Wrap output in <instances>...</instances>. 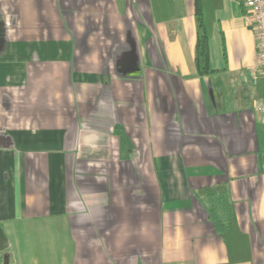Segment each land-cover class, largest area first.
Segmentation results:
<instances>
[{"label":"crops","instance_id":"crops-1","mask_svg":"<svg viewBox=\"0 0 264 264\" xmlns=\"http://www.w3.org/2000/svg\"><path fill=\"white\" fill-rule=\"evenodd\" d=\"M199 1L207 75L196 0H0V264H264L256 35Z\"/></svg>","mask_w":264,"mask_h":264},{"label":"trees","instance_id":"trees-1","mask_svg":"<svg viewBox=\"0 0 264 264\" xmlns=\"http://www.w3.org/2000/svg\"><path fill=\"white\" fill-rule=\"evenodd\" d=\"M196 17H197V28H198V40L196 47V68L197 73L200 75L211 74L214 68L211 64L210 58V38H211V28L213 17L207 10L203 9L199 0H196ZM259 83V82H258ZM264 83V81H263ZM197 194H203L206 200L210 202L209 211L211 214L217 215L218 213V202L217 199L220 197L221 200L225 194L224 188L222 186L217 187H204ZM226 209L228 208L226 205ZM224 208L225 212L227 211ZM215 213V214H214ZM224 214V213H222ZM228 211L226 212V215ZM8 247V237L2 225H0V253H2Z\"/></svg>","mask_w":264,"mask_h":264},{"label":"built area","instance_id":"built-area-1","mask_svg":"<svg viewBox=\"0 0 264 264\" xmlns=\"http://www.w3.org/2000/svg\"><path fill=\"white\" fill-rule=\"evenodd\" d=\"M245 19L253 27L256 35L258 61L252 67V81L257 83L264 76V0H242ZM254 109L264 113V99L254 101Z\"/></svg>","mask_w":264,"mask_h":264}]
</instances>
